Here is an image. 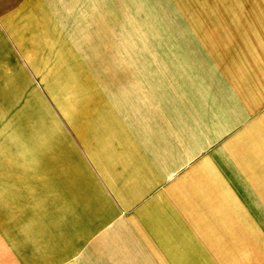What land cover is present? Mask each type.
<instances>
[{"label":"crops","instance_id":"0c3cea01","mask_svg":"<svg viewBox=\"0 0 264 264\" xmlns=\"http://www.w3.org/2000/svg\"><path fill=\"white\" fill-rule=\"evenodd\" d=\"M4 2L0 264H234L264 246V89L204 112L172 146L136 95L83 94L62 130L36 72L82 52L34 0L14 15Z\"/></svg>","mask_w":264,"mask_h":264},{"label":"rangeland","instance_id":"374dc122","mask_svg":"<svg viewBox=\"0 0 264 264\" xmlns=\"http://www.w3.org/2000/svg\"><path fill=\"white\" fill-rule=\"evenodd\" d=\"M28 1L5 0L4 6L14 15ZM34 1V14L60 26L82 52L66 70L44 63L50 69L36 72L62 130L66 110L78 121L83 94L119 96L111 99L118 106H129L136 95L139 109L164 124L172 146L194 133L195 118L204 112L264 89L252 86L264 79V0ZM98 79L105 83L86 85ZM234 264H264V246L251 247L248 261Z\"/></svg>","mask_w":264,"mask_h":264}]
</instances>
